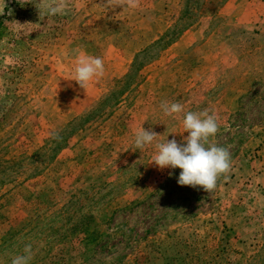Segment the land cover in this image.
I'll return each mask as SVG.
<instances>
[{
	"label": "rangeland",
	"instance_id": "rangeland-1",
	"mask_svg": "<svg viewBox=\"0 0 264 264\" xmlns=\"http://www.w3.org/2000/svg\"><path fill=\"white\" fill-rule=\"evenodd\" d=\"M226 1L63 0L46 17L45 0H0V264L28 243L31 264H264V241L240 256L226 223L237 178L264 154V76L239 81L263 68L197 69L209 34L232 27ZM79 54L105 66L85 88L71 79ZM188 111L214 115L210 143L230 153L211 192L151 162L156 144L184 142ZM141 127L157 137L137 150Z\"/></svg>",
	"mask_w": 264,
	"mask_h": 264
},
{
	"label": "crops",
	"instance_id": "crops-1",
	"mask_svg": "<svg viewBox=\"0 0 264 264\" xmlns=\"http://www.w3.org/2000/svg\"><path fill=\"white\" fill-rule=\"evenodd\" d=\"M226 2L229 5L226 8L223 7L222 11H225L230 20L233 19L232 27H221L209 34L210 42L208 43V39L205 41L197 69H207L208 73L214 65L232 69L238 66H247V68L257 66L263 68L264 72V51L258 62H239L241 53L251 48L264 50V0H227ZM230 32L232 35L228 38ZM226 45L233 48L230 54L227 53L229 48ZM262 74L264 76V73H260L257 77L247 74L239 81L245 82L249 79L253 82L254 79L259 80ZM190 75L192 77H187L183 82V91H185V84H189L187 80L197 81L192 71ZM245 168L244 177L237 178L239 182L235 183L233 188L232 200L228 201V203L231 202V218L234 222L232 224L226 221L229 225V231H227L229 239L240 249L236 250L240 256L252 252L256 242L264 241L262 240L264 239V154H261L258 159L249 161Z\"/></svg>",
	"mask_w": 264,
	"mask_h": 264
},
{
	"label": "clouds",
	"instance_id": "clouds-1",
	"mask_svg": "<svg viewBox=\"0 0 264 264\" xmlns=\"http://www.w3.org/2000/svg\"><path fill=\"white\" fill-rule=\"evenodd\" d=\"M45 16L64 14L66 6L63 0H56V3H44ZM105 66L100 57L79 54L74 68L75 80L82 88L95 77L104 74ZM163 113L169 117L184 111L183 105L178 102H162L160 105ZM184 132L188 135L183 137L184 142H178L175 138L167 139L166 142L156 144V154L152 158L159 169H181L177 177V183L181 186L193 188L201 186L205 191L211 192L216 188L218 177L227 173L231 168L230 153L225 147L210 143L214 137L219 124L214 115L208 112L188 111L183 116ZM52 137H58L57 131L51 132ZM157 137L154 131L145 130L141 127L134 133L133 146L137 149H144L152 145ZM172 175L173 173H169ZM33 259V246L25 244L21 253L11 259V264H31Z\"/></svg>",
	"mask_w": 264,
	"mask_h": 264
},
{
	"label": "trees",
	"instance_id": "trees-1",
	"mask_svg": "<svg viewBox=\"0 0 264 264\" xmlns=\"http://www.w3.org/2000/svg\"><path fill=\"white\" fill-rule=\"evenodd\" d=\"M261 258H263L264 260V245L262 246V248L259 250V254H258Z\"/></svg>",
	"mask_w": 264,
	"mask_h": 264
}]
</instances>
